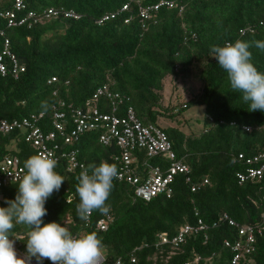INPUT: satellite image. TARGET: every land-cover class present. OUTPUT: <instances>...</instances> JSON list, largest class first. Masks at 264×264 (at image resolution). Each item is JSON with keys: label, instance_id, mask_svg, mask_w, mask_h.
I'll list each match as a JSON object with an SVG mask.
<instances>
[{"label": "trees", "instance_id": "obj_1", "mask_svg": "<svg viewBox=\"0 0 264 264\" xmlns=\"http://www.w3.org/2000/svg\"><path fill=\"white\" fill-rule=\"evenodd\" d=\"M13 1L0 0V10L12 8ZM126 1L28 0V8L37 13L64 7L74 9L80 17L60 16L31 27H9L0 18V28L26 67L18 78L0 76V118L43 113L40 125L48 131L54 128V113L61 102L65 106L60 109L68 114L69 106H94L111 112L107 98L93 97L103 84L125 96L120 115L132 106L144 124L160 125L161 119L180 123L178 117L185 108L203 106L207 119L198 131L190 127L187 132L180 125L162 126L179 157L191 168L189 180L184 174L176 175L172 196L144 201L134 196L128 183L114 179L106 202L108 214L94 211L84 222L76 212L77 177L82 169H70L68 158H62L56 171L65 181L46 201L43 221L62 223L74 234L97 232L107 252L106 264L117 258L123 259L122 264H230L232 253L224 247V240L236 238L238 230L227 221L213 224L228 214L240 224L264 227V174L243 184L237 176L244 169L239 154L264 151V112L249 111V103L231 88L211 47L236 40L248 42L253 64L264 73V51L254 43L264 41V0H179L184 5L182 11L162 7L148 19L140 16L136 3L129 11H121ZM159 1L141 0V4ZM3 43L0 36V53ZM193 73L202 82L200 91L176 104L167 103L163 95L167 80L185 83ZM51 77L58 80L49 84ZM244 125L251 130L245 131ZM76 147L84 167L101 161L113 163L119 152L116 145L100 141L99 131L83 133ZM34 154L36 149L22 132L0 137V160L16 156L24 163ZM140 158L146 159L145 154L141 152ZM205 179L208 183L203 184ZM194 184L203 185L192 191ZM17 192L18 183L0 188V207H7L6 200L15 199ZM108 215L112 219L108 229H98V221ZM199 220L210 226L206 232L189 235L178 247L157 244L160 234L175 235L184 225ZM28 230L15 225L11 231L24 254ZM48 262L45 259L42 263ZM240 264H264V230L254 251Z\"/></svg>", "mask_w": 264, "mask_h": 264}, {"label": "built area", "instance_id": "obj_2", "mask_svg": "<svg viewBox=\"0 0 264 264\" xmlns=\"http://www.w3.org/2000/svg\"><path fill=\"white\" fill-rule=\"evenodd\" d=\"M179 0H161L149 5L141 4V0H127L121 11H129L131 4L136 3L139 14L143 19H148L153 11H158L162 7L177 8L183 10L184 5L178 3ZM64 16L67 18H79L80 15L74 9L64 7H49L40 13L28 8V0H14L10 9L0 10V18L7 21L9 27H17L28 24L29 27L36 22H44L52 18ZM107 14L100 19V23L113 17ZM129 19L126 20L128 22ZM245 33V30L242 31ZM0 36L4 37L3 49L0 53V76L8 74L18 78L26 67L19 62L15 52L11 48V40L0 28ZM57 77H51L49 84L56 82ZM95 99L104 97L110 101L111 112H104L98 107L90 106L87 109L81 107H71L70 114L61 110L65 106L64 102L59 104L55 110L52 130H44L40 125L41 114H32L23 118L6 119L0 118V137L12 132H22L26 141L30 142L36 149V154L40 152L50 153L58 162L62 158H68L69 168H81L84 166L78 160V148L76 143L85 132L99 131L100 141L104 145H116L119 152L114 156V164L118 168L119 177L117 180L126 182L132 186L134 196L144 201H150L159 195L172 196L174 193L175 177L184 174L187 180L190 179L191 168L179 157L173 147L167 132L158 124H144L137 116L135 109L130 106L124 115H120V104L125 96L113 91L108 84H103L97 88L93 96ZM211 120V118H210ZM232 124H235L232 122ZM245 131H250L251 126L244 125ZM65 145L67 147H65ZM141 152L146 159H141ZM159 158L157 162L153 160ZM239 159L243 161L244 169L237 176L240 184L249 180H259L264 174V151L253 155L239 154ZM25 172L24 163L21 158L7 156L0 160V188L19 183ZM208 183L205 179L203 184ZM203 184H194L192 191L198 190ZM111 216L101 219L97 223V228L106 231L111 221ZM227 221L229 225L238 230V235L234 239H225L224 247L232 253L230 264H240L243 259L251 254L255 249L257 237L263 233L262 224H240L232 219L228 214H224L213 226L220 222ZM210 226L199 220L197 224H186L179 229L175 235L160 234L158 245L180 246L185 239L198 232H206ZM207 238V236H206ZM14 246L18 255L25 256L20 250L19 242L13 238ZM135 262V258H132ZM123 259L117 258L110 264H122ZM31 264H38L34 259ZM52 264V262L42 263ZM102 264H106L104 255Z\"/></svg>", "mask_w": 264, "mask_h": 264}, {"label": "clouds", "instance_id": "obj_3", "mask_svg": "<svg viewBox=\"0 0 264 264\" xmlns=\"http://www.w3.org/2000/svg\"><path fill=\"white\" fill-rule=\"evenodd\" d=\"M254 43L264 51V41ZM250 46L248 42L236 40L212 46L211 53L227 73L231 88L249 103V111L264 112V73L253 64ZM57 164L52 154L44 152L25 160V172L15 199L6 200L8 206L0 207V264H31L33 257L38 264L45 259L52 264H102L105 246L97 232L74 234L62 223L45 224L43 221L47 214L46 201L65 181L56 171ZM118 177L117 166L108 161L82 166L76 187L79 196L76 212L80 220L87 222L94 211L108 214L110 209L106 202L114 187L113 181ZM15 225L29 229L23 257L18 255L11 235Z\"/></svg>", "mask_w": 264, "mask_h": 264}, {"label": "rangeland", "instance_id": "obj_4", "mask_svg": "<svg viewBox=\"0 0 264 264\" xmlns=\"http://www.w3.org/2000/svg\"><path fill=\"white\" fill-rule=\"evenodd\" d=\"M201 86L202 82L200 81L199 76L195 73H193L185 81V83H176V81H171L169 79L165 85V90L163 93L164 99L167 103L170 102L176 104L185 100L191 94L198 93L201 89ZM206 119V110L203 106L191 105L183 110V115L178 117L180 123H178L177 120L171 121L169 119H161L160 125H180L182 129L187 132H189L190 127L198 131L203 128ZM104 255H107L106 250Z\"/></svg>", "mask_w": 264, "mask_h": 264}]
</instances>
